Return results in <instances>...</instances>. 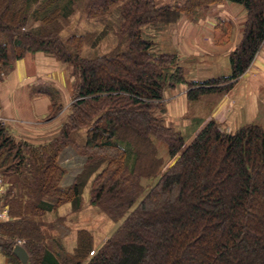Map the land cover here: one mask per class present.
Segmentation results:
<instances>
[{
    "label": "trees",
    "instance_id": "1",
    "mask_svg": "<svg viewBox=\"0 0 264 264\" xmlns=\"http://www.w3.org/2000/svg\"><path fill=\"white\" fill-rule=\"evenodd\" d=\"M221 1L0 0V79L36 51L55 55L75 78L68 117L52 139H16L0 122V174L12 183L0 250L13 264H22L13 252L18 239L30 264H264V127L247 122L226 131L211 119L186 144L163 116L166 89L187 83L190 100L226 92L249 68L264 42V0H227L246 10L242 37L229 55L231 72L202 82L186 80L177 53L153 52L155 41L145 33ZM115 5V20H107ZM74 9L99 21L100 30L62 37L61 19ZM111 30L109 49L85 51ZM68 145L86 161L62 185L60 154ZM89 179L91 203L115 222L125 218L98 250L81 230L69 251L64 216L51 221L45 213L68 201L79 209Z\"/></svg>",
    "mask_w": 264,
    "mask_h": 264
},
{
    "label": "crops",
    "instance_id": "2",
    "mask_svg": "<svg viewBox=\"0 0 264 264\" xmlns=\"http://www.w3.org/2000/svg\"><path fill=\"white\" fill-rule=\"evenodd\" d=\"M215 5L210 6L214 21L207 16L196 22L183 14L166 27L169 49L165 51L177 53L178 63L186 72L185 77L197 83L231 72L229 55L240 41L244 29V24L235 22L229 29L230 37L223 41L225 34L222 24L217 22L219 12L216 7H220L219 11L224 8L230 16L243 12L244 7L232 1ZM74 80L70 67L53 54L27 52L14 62L12 69L0 79V115L7 119L6 124L16 139L40 144L59 133L73 100ZM188 89L186 83L182 82L165 90L166 109L163 116L167 124L178 129L187 128L196 134L208 117L191 112L192 101L188 98ZM210 114L209 119L225 114L223 117H226L231 131L247 122L264 127V42L249 68L228 91L217 98ZM69 146L60 154V162L66 168L62 185L70 184L81 171L72 169L75 168V165L71 166L72 161L76 164L81 162H78L79 156L68 149ZM65 157L70 160L68 164L63 161ZM60 206L55 209V215L52 214L54 210L45 213V217H49L47 220L65 216L58 211ZM65 239L64 236V246L73 251L78 237L74 242L72 239L73 243L70 244ZM0 264H13L1 250Z\"/></svg>",
    "mask_w": 264,
    "mask_h": 264
},
{
    "label": "rangeland",
    "instance_id": "3",
    "mask_svg": "<svg viewBox=\"0 0 264 264\" xmlns=\"http://www.w3.org/2000/svg\"><path fill=\"white\" fill-rule=\"evenodd\" d=\"M122 0H119V2H121ZM171 3H174V1L176 0H168ZM227 0H223L221 2L218 3H211V4H217V5H222L226 2ZM118 2V4H119ZM210 5L205 6V7H199L197 8V10L195 9V11L193 13L187 14L185 13L184 15L188 18H191L192 20L194 19L196 22L198 21V19L202 18V17H211L212 20L214 21V15L213 11H210ZM215 5V6H217ZM79 7V6H77ZM209 8V9H208ZM220 7H216V11L219 12L218 17H217V22L222 24V29H223V34H225V37H223V41H225L227 38H229V33H230V28L231 26L237 22L245 24L246 21V10L243 9L242 11L239 12H235L232 16H230V14L223 8L222 10L219 11ZM116 5L112 6L111 10L109 13H107V17H109V19H113L115 17H112L111 15L115 14L116 12ZM201 11V12H200ZM204 11V12H202ZM242 12V13H241ZM183 15V16H184ZM220 15V17H219ZM106 17V18H107ZM115 20V19H113ZM61 21H63L65 23L64 28L61 30L60 34L62 37L66 38L67 36L71 35L72 33H85V32H95L97 33L102 24L92 18H88L86 17L83 13H81V11L79 9H74V11L72 12L71 15H68V19L67 22L66 18L63 16ZM69 21V22H68ZM174 23V22H172ZM170 23V24H172ZM37 22H32L30 26H34L36 25ZM151 27V26H150ZM153 27H155L153 25ZM166 28V27H165ZM162 28V29H154V28H149L146 30L145 29V33L147 36H151L154 39V45H153V52L155 53H159L161 51H165L168 48L169 45V38H168V34H167V28ZM229 30V31H228ZM244 30V29H243ZM243 33V31H242ZM114 34L113 31H109L106 34V37L97 45V47H89L87 50L85 49V51H92L91 53H102L104 51H106L107 49L110 48V46H112V44L114 43ZM239 42V41H238ZM237 42V43H238ZM237 45V44H236ZM234 49V48H233ZM232 51V50H231ZM185 76H186V72L184 70ZM187 81H193V80H189V78H186ZM186 85L188 86V84L186 83ZM225 92H220V91H212V92H201L197 98L190 100L192 101L191 103V107L190 110L191 112H193L194 115H200L203 117H208L207 118V122L211 119H216V121L221 125V128L226 130V131H231V127L227 125L226 123V117L219 116V117H211L209 119V116H211V111H212V107L214 105V103L216 104V100L219 96H222ZM188 94V92H187ZM165 96V93H164ZM69 111H70V107H69ZM68 117V116H67ZM182 120V119H181ZM205 121V120H204ZM207 122H204V124H206ZM225 122V123H224ZM167 124V123H166ZM173 126V125H172ZM204 126V125H203ZM201 126L198 130V132L200 131V129L203 127ZM175 127V126H174ZM176 128V127H175ZM191 128V127H190ZM178 129V128H176ZM231 129V130H229ZM180 131H182L185 136L187 137V143L189 144L192 139L194 138V136L196 134H194L192 131L188 130L187 128H183V129H178ZM192 130V128H191ZM85 132H86V128H82L79 130V137L77 139V143H81L84 139L85 136ZM192 138V139H191ZM69 146V145H68ZM73 146V145H72ZM70 151H72L73 153H75V155L79 156L80 160L78 162H81V164H76L75 161L73 162V165H75V171L80 169L82 170L84 163L86 161V156L83 155L82 153L79 152V150H76L74 148H72L71 146H69L68 148ZM159 154L165 156L164 152H160ZM167 157V156H165ZM68 157L63 158V161L68 164L70 162L69 159H67ZM175 161V158L170 160L165 167H163L162 169L165 170L168 167H170ZM166 162V159H165ZM150 162H147V164H149ZM64 164V163H63ZM65 167V165H63ZM80 173V172H79ZM71 176V175H69ZM72 178H74V175H72ZM8 179V178H7ZM157 180V178H154V181H152L151 184L155 183V181ZM144 182H146V184H148V180L144 179ZM148 189H146L147 191ZM91 180L89 179L87 181V183L85 184V186L83 187L82 190V204L81 207L79 209H74L73 208V203L72 202H67L62 204V206H60V208L58 209V211L60 213H62L64 216V222L65 225H61V229L63 230V232H66V238L65 241H68V243H73L75 241V239L79 236V232H87L90 234L91 236V244L94 247V249H97L104 243V241L114 233V231L119 227V225L122 223V221L124 220L125 217H123L122 219H120L119 221L115 222L112 218H110L104 211L101 210V208L98 205H95L93 203H91L90 201V196H91ZM143 196H140V198H138V200L135 202V204L133 205L132 208H135L136 205L139 203L140 199H142ZM55 213H57V210H54V212H52V214L55 215ZM67 217V218H66ZM46 219H48L49 217H45ZM55 220V219H54ZM68 220V221H67ZM68 222V223H67ZM66 227L67 230L66 231ZM54 231L59 230L58 227H55V229H53ZM73 239V240H72ZM71 240L73 242H71ZM69 243V244H70ZM92 255V254H90Z\"/></svg>",
    "mask_w": 264,
    "mask_h": 264
},
{
    "label": "built area",
    "instance_id": "4",
    "mask_svg": "<svg viewBox=\"0 0 264 264\" xmlns=\"http://www.w3.org/2000/svg\"><path fill=\"white\" fill-rule=\"evenodd\" d=\"M0 122L6 124L7 119L0 115ZM10 186L11 182L3 174H0V221L10 217L9 206L5 202V194ZM17 242L20 243L22 240L18 239ZM90 253L93 254L94 250H91Z\"/></svg>",
    "mask_w": 264,
    "mask_h": 264
},
{
    "label": "water",
    "instance_id": "5",
    "mask_svg": "<svg viewBox=\"0 0 264 264\" xmlns=\"http://www.w3.org/2000/svg\"><path fill=\"white\" fill-rule=\"evenodd\" d=\"M13 252L19 257L22 264H30L29 253L23 244L16 243Z\"/></svg>",
    "mask_w": 264,
    "mask_h": 264
}]
</instances>
